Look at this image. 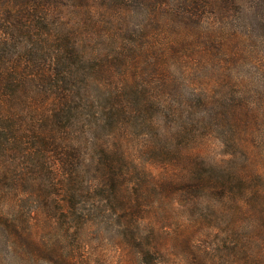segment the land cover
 Here are the masks:
<instances>
[{
	"label": "trees",
	"instance_id": "16d2710c",
	"mask_svg": "<svg viewBox=\"0 0 264 264\" xmlns=\"http://www.w3.org/2000/svg\"><path fill=\"white\" fill-rule=\"evenodd\" d=\"M0 264H264V0H0Z\"/></svg>",
	"mask_w": 264,
	"mask_h": 264
},
{
	"label": "rangeland",
	"instance_id": "374dc122",
	"mask_svg": "<svg viewBox=\"0 0 264 264\" xmlns=\"http://www.w3.org/2000/svg\"><path fill=\"white\" fill-rule=\"evenodd\" d=\"M129 21H130V24L132 26H141L143 23H146L149 25L150 24L154 25V22L147 21V19L145 18V14L144 13L141 14L140 12L132 13V16L129 18ZM223 151L224 152L230 151V147H226L219 140H212L211 139L209 157L211 159H219L221 157L220 153ZM212 157H214V158H212ZM154 170H155L156 174L165 173V170L161 166L155 167ZM178 186L179 185H177V187ZM174 211H176V210H174ZM174 211L171 210V207L167 204L163 210V214L165 216L173 218V217H176L179 210L177 209L178 212L177 211L174 212ZM169 219H171V218H169ZM173 223L174 222H172L171 224L174 225ZM166 229H167V231H172V230H174V227L173 226H167ZM106 236L107 237L104 238L103 242H100V239L94 240L95 241L94 245L96 247V251L99 253V255H101L102 258H106L110 261L115 262L117 259H119V251L117 250L118 247H117L116 238H112L109 233ZM198 242L202 243L203 241L198 240ZM92 243H93V241H92Z\"/></svg>",
	"mask_w": 264,
	"mask_h": 264
}]
</instances>
